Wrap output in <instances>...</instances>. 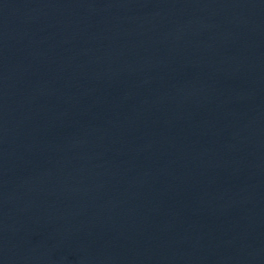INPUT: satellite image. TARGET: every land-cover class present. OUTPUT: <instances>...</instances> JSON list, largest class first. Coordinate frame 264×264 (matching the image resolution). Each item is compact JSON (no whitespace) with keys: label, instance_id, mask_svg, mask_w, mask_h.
I'll return each instance as SVG.
<instances>
[{"label":"water","instance_id":"1","mask_svg":"<svg viewBox=\"0 0 264 264\" xmlns=\"http://www.w3.org/2000/svg\"><path fill=\"white\" fill-rule=\"evenodd\" d=\"M0 264H264V0H0Z\"/></svg>","mask_w":264,"mask_h":264}]
</instances>
